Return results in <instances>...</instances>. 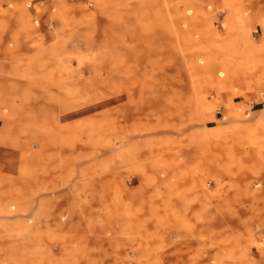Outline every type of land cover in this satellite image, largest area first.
Here are the masks:
<instances>
[{
  "label": "rangeland",
  "instance_id": "obj_1",
  "mask_svg": "<svg viewBox=\"0 0 264 264\" xmlns=\"http://www.w3.org/2000/svg\"><path fill=\"white\" fill-rule=\"evenodd\" d=\"M264 0H0V264H264Z\"/></svg>",
  "mask_w": 264,
  "mask_h": 264
},
{
  "label": "crops",
  "instance_id": "obj_2",
  "mask_svg": "<svg viewBox=\"0 0 264 264\" xmlns=\"http://www.w3.org/2000/svg\"><path fill=\"white\" fill-rule=\"evenodd\" d=\"M257 112H260V114L264 113V106L257 108Z\"/></svg>",
  "mask_w": 264,
  "mask_h": 264
}]
</instances>
